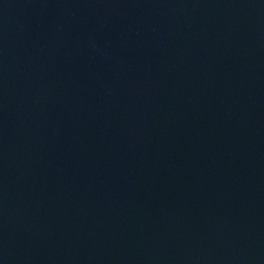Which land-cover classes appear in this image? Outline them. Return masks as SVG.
Segmentation results:
<instances>
[{
  "label": "water",
  "instance_id": "obj_1",
  "mask_svg": "<svg viewBox=\"0 0 264 264\" xmlns=\"http://www.w3.org/2000/svg\"><path fill=\"white\" fill-rule=\"evenodd\" d=\"M0 264H264V189L0 47Z\"/></svg>",
  "mask_w": 264,
  "mask_h": 264
}]
</instances>
